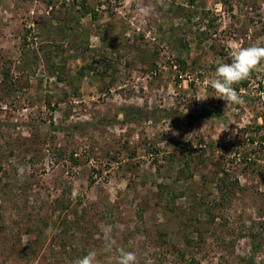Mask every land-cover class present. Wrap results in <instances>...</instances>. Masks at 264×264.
Here are the masks:
<instances>
[{
    "label": "rangeland",
    "instance_id": "374dc122",
    "mask_svg": "<svg viewBox=\"0 0 264 264\" xmlns=\"http://www.w3.org/2000/svg\"><path fill=\"white\" fill-rule=\"evenodd\" d=\"M249 46L264 0H0V264H114L106 226L138 264H264V61L211 88Z\"/></svg>",
    "mask_w": 264,
    "mask_h": 264
},
{
    "label": "clouds",
    "instance_id": "9594fccd",
    "mask_svg": "<svg viewBox=\"0 0 264 264\" xmlns=\"http://www.w3.org/2000/svg\"><path fill=\"white\" fill-rule=\"evenodd\" d=\"M140 12L145 17H150L154 13L152 7H142ZM264 61V46H249L238 48L233 54L231 63H220L216 69V78L211 81V88L219 95L226 105L239 104L242 98L233 87L249 78L250 73L261 62ZM22 175L24 169H18ZM49 232L52 230L49 229ZM105 252L115 253L114 264H138L137 256L132 251L125 248H114L116 244L112 235L111 226H106L104 232ZM74 264H98V254L95 250H89L85 255L77 258Z\"/></svg>",
    "mask_w": 264,
    "mask_h": 264
},
{
    "label": "trees",
    "instance_id": "16d2710c",
    "mask_svg": "<svg viewBox=\"0 0 264 264\" xmlns=\"http://www.w3.org/2000/svg\"><path fill=\"white\" fill-rule=\"evenodd\" d=\"M80 14L83 15V16H85V15L88 14V12H87L86 9L84 8V9H82V10L80 11ZM95 15H96V14H94V18H95ZM67 29L70 30V28H67ZM64 30H65V27H64V26L60 28V31H64ZM49 53H50L49 51H44V54H46V55H48ZM247 84H248V80L246 79V80H244V81H241L239 84L234 85V88H235L236 90H239V87H245V86H247ZM139 114H140V111L136 110V111H134V113H133L132 115H131V114H129V115H128V114H124V118H125L126 121H135V120H137V119L140 117ZM259 128H261V127H259ZM180 172H181L182 174H184V177H189V176H190V175H189L188 173H186L185 171H180ZM254 254H255V250L253 249L252 254H251V256L249 257V259H248V261L246 262V264H252Z\"/></svg>",
    "mask_w": 264,
    "mask_h": 264
}]
</instances>
